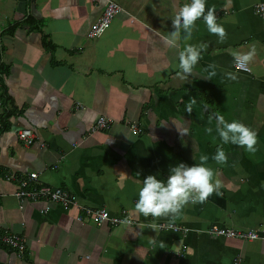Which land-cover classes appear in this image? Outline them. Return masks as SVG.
I'll list each match as a JSON object with an SVG mask.
<instances>
[{
	"label": "crops",
	"instance_id": "obj_1",
	"mask_svg": "<svg viewBox=\"0 0 264 264\" xmlns=\"http://www.w3.org/2000/svg\"><path fill=\"white\" fill-rule=\"evenodd\" d=\"M111 1L120 11L100 38L87 39L103 0H34L35 17L17 12L16 0H0V64L11 113L3 117L0 101V235L15 234L24 246L20 258L0 244V264H264V242L206 233H264V18L252 12L264 0H206L227 39L219 43L200 19L190 40L181 33L179 48L165 38L190 0ZM27 16L41 20L50 47L25 26L5 31ZM202 43L194 74L181 80L179 52ZM253 47L249 74L236 72L234 55ZM213 114L255 130L257 151L227 144L228 163L212 160L221 144ZM99 119L107 121L100 129ZM20 131L29 132L31 145L18 140ZM201 155L217 172L219 193L175 217L145 219L135 211L143 179L166 182L171 167L194 166ZM30 173L38 185L74 196V207L16 199ZM80 208L125 222H76ZM148 222L182 231H155Z\"/></svg>",
	"mask_w": 264,
	"mask_h": 264
},
{
	"label": "clouds",
	"instance_id": "obj_2",
	"mask_svg": "<svg viewBox=\"0 0 264 264\" xmlns=\"http://www.w3.org/2000/svg\"><path fill=\"white\" fill-rule=\"evenodd\" d=\"M202 19L210 34L218 37L219 43H224L227 39L226 29L217 23L215 7L206 9V0H190V3L180 7L172 20L173 31L165 38V44L169 48H179V38L183 32V38L190 40L193 31L196 29V22ZM206 44L187 45L179 52V71L176 75L187 81L190 75L194 74V69L199 63L201 53L206 50ZM255 57V48L248 53H236L235 62L238 66L250 64ZM211 67H215L212 65ZM215 73L213 72V75ZM195 99H191L188 112L191 113ZM216 121L215 131L218 134L221 144L217 146L215 155L211 157L219 165L228 163V156L224 150V145L233 144L245 148L250 153L257 151V133L245 124L233 120L228 122L222 115L213 114L209 117ZM211 134L213 129H206ZM209 156L201 155L200 163L194 166H187L180 163L170 168V175L166 182L157 179L156 176L149 175L143 179V186L139 190V199L135 204V211L142 214L145 219L149 216L154 219L175 217L189 203H203L213 193H219L220 181L214 179L216 170L207 167ZM147 228L156 231L157 226L151 222L147 223ZM155 240L149 238V243Z\"/></svg>",
	"mask_w": 264,
	"mask_h": 264
},
{
	"label": "built area",
	"instance_id": "obj_3",
	"mask_svg": "<svg viewBox=\"0 0 264 264\" xmlns=\"http://www.w3.org/2000/svg\"><path fill=\"white\" fill-rule=\"evenodd\" d=\"M103 5L101 13L96 21L91 25V27L86 32L87 39H98L100 38L108 29L110 23L112 22L115 15L120 11L119 6L111 0H103ZM252 12L254 15L264 18V5L255 4L252 7ZM233 69L236 72L243 74H249V69L246 66H238L233 59ZM107 122V121H106ZM104 119H99L97 121V127L100 129L106 125ZM130 130L134 133L139 132L134 126H130ZM18 140L22 141L25 145H31L32 137L27 131H20L17 133ZM37 176L34 173L28 174L26 179L21 180L18 183V188L14 193V197L18 200L28 199L30 201L45 200L56 204L62 211H67L71 207H74V196L68 194V192L63 191L59 188H49L47 186L38 185ZM30 184L34 186L30 187ZM76 222H90L96 226L102 225L104 222H108L112 225H116L125 222L124 219L108 217V213L103 210H96L90 208H80L78 214L75 217ZM127 221V220H126ZM127 223V222H126ZM157 229L169 230L172 232H181L182 228L173 225H156ZM206 233L210 236L217 238L233 239L237 238L241 241H262L264 242V233L257 231H236L230 228H218L211 227ZM0 244L12 250L18 257H23L24 246L22 240L15 234H3L0 235Z\"/></svg>",
	"mask_w": 264,
	"mask_h": 264
},
{
	"label": "trees",
	"instance_id": "obj_4",
	"mask_svg": "<svg viewBox=\"0 0 264 264\" xmlns=\"http://www.w3.org/2000/svg\"><path fill=\"white\" fill-rule=\"evenodd\" d=\"M18 26H25L28 31L39 32L41 34V45L44 48L50 47L47 39L41 33V27H42L41 20H35L31 16H27L20 23H15V24L10 25L8 29H6L5 31L10 34ZM6 76H7V69L5 65L0 64V101H1V104L5 105L3 108V111L5 113V115H3L4 118L8 117L11 114L10 109L6 107L8 97L4 93V78Z\"/></svg>",
	"mask_w": 264,
	"mask_h": 264
},
{
	"label": "water",
	"instance_id": "obj_5",
	"mask_svg": "<svg viewBox=\"0 0 264 264\" xmlns=\"http://www.w3.org/2000/svg\"><path fill=\"white\" fill-rule=\"evenodd\" d=\"M16 1H17V7H16L17 12L21 14L26 13L35 17L34 0H16ZM28 2L31 3L29 6L26 5L28 4Z\"/></svg>",
	"mask_w": 264,
	"mask_h": 264
},
{
	"label": "bare ground",
	"instance_id": "obj_6",
	"mask_svg": "<svg viewBox=\"0 0 264 264\" xmlns=\"http://www.w3.org/2000/svg\"><path fill=\"white\" fill-rule=\"evenodd\" d=\"M240 240V239H239Z\"/></svg>",
	"mask_w": 264,
	"mask_h": 264
}]
</instances>
